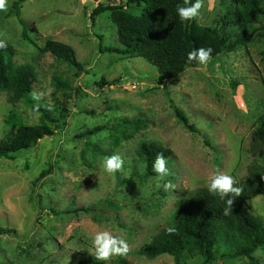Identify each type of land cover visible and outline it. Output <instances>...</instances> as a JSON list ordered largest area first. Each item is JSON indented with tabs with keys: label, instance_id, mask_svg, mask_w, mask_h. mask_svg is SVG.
<instances>
[{
	"label": "rangeland",
	"instance_id": "obj_1",
	"mask_svg": "<svg viewBox=\"0 0 264 264\" xmlns=\"http://www.w3.org/2000/svg\"><path fill=\"white\" fill-rule=\"evenodd\" d=\"M18 1L8 0L7 11H0V39L13 45L15 65L34 69L32 93L40 99L31 93L12 104L0 92V139L20 127L39 125L37 105L55 120L64 107L68 114L66 125L34 149L15 160L0 158V230L5 231H0V264H117L120 257L131 264H176L167 255L150 260L140 250L171 225L179 202L207 187L216 173L231 175L234 186L246 182L260 148L253 132L264 115V16L245 28L235 23L224 27L220 0H203L192 21L223 27L231 41L249 40L167 81L164 88L157 83V69L144 59L106 51L121 48L117 30L108 12L95 16L93 11L104 4L139 15L141 9L130 7L128 0H24L19 17L9 13ZM19 20L26 24V37ZM48 41L71 47L84 72L77 75L75 67L40 53ZM56 77L67 83L66 92L55 90ZM173 106L193 131L183 126ZM124 119L142 123L126 126L123 134L118 125ZM97 127L103 130L85 136ZM142 143L171 152V175L165 181L143 179ZM112 155L123 159V168L109 174L103 162ZM167 180L174 187L165 191ZM247 204L264 224V192ZM81 208L91 211L76 212ZM102 231L125 239L129 253L95 260L92 238ZM254 257L264 264L263 250ZM184 263L203 261L195 257ZM227 263L251 264L246 258Z\"/></svg>",
	"mask_w": 264,
	"mask_h": 264
},
{
	"label": "trees",
	"instance_id": "obj_2",
	"mask_svg": "<svg viewBox=\"0 0 264 264\" xmlns=\"http://www.w3.org/2000/svg\"><path fill=\"white\" fill-rule=\"evenodd\" d=\"M24 0L15 2L9 13L15 11L19 17V6ZM196 0H191L195 3ZM130 7L141 9L135 15L121 6L99 4L92 15L108 12L111 23L117 30V38L121 48H107L106 51L117 53L126 58H142L158 71L157 83L167 88L166 82L192 68H199L197 60L188 61V54L198 48H211V59L222 56L227 51H234L246 46L249 38L231 41L224 34V28L204 27L190 20L182 22L177 13V6H185L184 0H128ZM225 9L223 26L237 24L247 27L259 16H264V0H220ZM228 16H232L231 19ZM23 36L26 37V24ZM7 46L0 48V92L8 94L9 102L16 104L32 93L36 74L31 66L15 65V50L12 44L2 39ZM40 53H50L57 60L84 72V66L78 63L71 47L61 42L48 41ZM209 60V61H210ZM104 80L102 79V82ZM52 85L59 92H66L67 83L61 78H54ZM101 86L100 84H98ZM67 105V104H66ZM175 114L186 129L192 130L188 119L178 108ZM41 114V123L36 126H24L8 133L0 139V158L15 160L23 151L34 149L46 137L55 135L66 123L68 114L66 107L61 118L55 120L49 111L34 107ZM142 123L140 119L123 120L118 125L125 134L126 126L135 127ZM54 125V127H52ZM103 128L97 127L88 131L85 136H94ZM253 137L260 147L249 168L246 182L239 186L241 195H230L221 199L212 195L208 187L200 188L179 202L172 223L162 229L152 241L140 250V254L150 260L161 256H170L176 264H185L186 258L199 257L203 264H216L246 258L251 264H258L254 255L264 251V224L255 220L247 202L264 192V115L257 120V128ZM158 152H163L167 161L171 152L154 143H142L138 150L140 161L145 165L143 179L156 177L153 163ZM43 172L39 178L48 175ZM233 198V206L228 215L224 209L227 200ZM54 215V210H48ZM88 213L89 208H81L76 212ZM168 229H174L169 232ZM1 233L5 232L0 230ZM117 264H131L125 257H120Z\"/></svg>",
	"mask_w": 264,
	"mask_h": 264
},
{
	"label": "clouds",
	"instance_id": "obj_3",
	"mask_svg": "<svg viewBox=\"0 0 264 264\" xmlns=\"http://www.w3.org/2000/svg\"><path fill=\"white\" fill-rule=\"evenodd\" d=\"M185 6H177V13L182 22L190 21L195 19L200 14V9L203 7V0H196L193 4L191 0H184ZM8 0H0V11H7ZM7 45L0 41V48H5ZM211 48H198L189 52L188 61L197 60L200 64H207L211 59ZM51 90H49L50 94ZM35 99H40L35 92L32 93ZM39 105H37V109ZM104 170L109 173H116L123 168V159L119 155H112L110 157H105L103 162ZM153 171L156 173V178L158 181H165L166 177L170 176V170L168 167V161L164 156L163 152H158L156 154L155 161L152 165ZM236 181L231 175L216 173L210 178V183L207 185L208 191L212 195H219L221 199L229 197L230 195L239 196L241 195L243 189L239 187H234ZM158 183V187H159ZM163 188L165 191L173 188L174 185L171 180H167L163 183ZM227 205L224 209V215H228L232 206L233 198L227 200ZM169 232H173L174 229H168ZM93 246L95 249L94 258L97 261H108L112 256H126L130 249L128 242L120 237L113 236L108 231L96 232L92 238Z\"/></svg>",
	"mask_w": 264,
	"mask_h": 264
},
{
	"label": "built area",
	"instance_id": "obj_4",
	"mask_svg": "<svg viewBox=\"0 0 264 264\" xmlns=\"http://www.w3.org/2000/svg\"><path fill=\"white\" fill-rule=\"evenodd\" d=\"M116 1H119V0H116Z\"/></svg>",
	"mask_w": 264,
	"mask_h": 264
}]
</instances>
